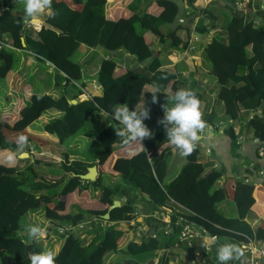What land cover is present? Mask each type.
Here are the masks:
<instances>
[{"label":"trees","instance_id":"obj_1","mask_svg":"<svg viewBox=\"0 0 264 264\" xmlns=\"http://www.w3.org/2000/svg\"><path fill=\"white\" fill-rule=\"evenodd\" d=\"M3 1L7 8L0 17L1 32L11 37L17 49L29 50L36 58L52 63L62 72L65 77L59 79L65 83L64 86L67 85L76 91L74 99H78L84 92L76 86V83L82 80V67L72 59L79 47L83 44L89 47L101 46L109 56L102 61L98 71V79L104 88L102 96L71 103L67 90L59 98L34 94L15 122H12L11 111L0 114V150H10L16 158L19 155L17 140L21 135L27 137L26 152L31 157L33 155L30 142L36 141L34 148L38 150L48 144L47 141L31 136L26 130L51 109L58 110L60 116L47 122L44 131L57 137L62 145L77 135L96 112L112 113L113 109L120 105L127 106L130 110H138L147 85L159 88L157 103L151 102V93L146 95V100L150 114L160 120L164 115L161 105L167 103L168 107L173 106V101L169 98L180 89L181 79L177 72L163 68L160 55H156V51L146 40V33H153L168 50L180 47L184 49L189 45L192 32L207 34L210 28L205 24L206 19L215 21L217 18L213 6L198 13L194 10L197 0H186L187 5L193 7V11L188 15L185 11V17H207L199 18L200 21L193 31L191 27H180L172 31V22L178 8L169 1L154 2L162 9L159 15L150 11L138 13L130 4L132 14L115 21L108 18L110 0H72L75 2L73 5L66 0H52L51 7L56 15L54 18L47 17V25L37 32V39H33L25 35L26 24L21 19L23 14L13 9L7 0ZM215 1L222 3L221 0ZM232 1H227V5ZM77 5L81 8L78 9ZM257 16L262 22L260 26L253 22L250 14L234 11L226 27L227 39L214 37L204 47V53L206 59L211 62L218 81L217 99L224 106L232 139H236L234 128L241 109L260 110L261 113L249 121L248 131L254 139L264 145V14L258 13ZM180 30L187 32L185 40L178 35ZM118 50L134 57L139 67L117 75V62L112 55ZM14 52L7 49L0 52V79L6 78L13 70ZM82 83L84 86L85 83ZM170 86L173 95L166 93ZM191 90L199 100L202 98L201 92ZM117 127H120L119 123L110 120L106 127L91 133V142L84 152L86 160L71 161L67 156L57 165L56 158L50 157L49 160L45 155H40L32 158L33 162L24 170H21L19 158L15 165L0 164V258L9 255L13 258L10 264H31L28 259L30 252H44L43 245L36 239L30 241L6 234L9 231L22 230V218L40 207L45 210V215L41 218L55 223L62 231L64 243L54 256L55 264H106L108 255L120 252L124 255H121L122 261L118 264H136L134 260L144 254H150L147 256L150 257L151 264L159 258V264H170L173 252L163 256L159 254L177 242L182 228L175 226L179 219L181 223L192 222L203 226L210 233L218 235L219 240L227 237L246 240L244 236H248L264 242V223L255 231L247 220L256 204L254 182L237 178L229 185L216 186L222 172L217 168H213L209 173L206 171L212 162H203L205 158L201 157L202 148L199 141L193 153L186 157L187 162L178 176L170 182H165L174 147L166 141L164 128L156 131L153 137L143 140V147L140 146L133 153L131 151L128 156H117L111 166L112 174L121 177L124 183L107 184L103 173L109 171L115 150L140 145L137 142L123 146L115 134L114 129ZM28 159L31 158L23 160ZM42 164L45 168L38 170L37 175V166ZM93 166H97L101 171L97 180L81 179L80 176L86 174ZM48 168L51 169V175H61L53 174V171L59 168L63 173L57 179H47L44 173ZM262 185L264 187V180ZM91 188L99 191L97 200L105 208L70 209L64 198L77 190L81 193L90 192ZM124 198L126 201H122ZM115 200H121L122 205L110 211V219L107 221L104 215L109 212ZM228 200H232L236 206L237 215L234 218L227 217L218 207ZM171 202L184 206L193 215L172 213L173 231L170 236L164 235L162 225L158 238L148 234L142 235L138 241L132 240L123 248L119 246V241L124 235L123 230L118 228L120 222L134 221L135 225H141L138 218L144 216L149 230L157 231L160 229V223L152 226L155 222L152 215L158 211L167 212ZM100 222H104L103 226ZM84 223L93 227V231L98 225L95 237L87 244L81 235L72 230ZM228 264H233V261Z\"/></svg>","mask_w":264,"mask_h":264},{"label":"crops","instance_id":"obj_2","mask_svg":"<svg viewBox=\"0 0 264 264\" xmlns=\"http://www.w3.org/2000/svg\"><path fill=\"white\" fill-rule=\"evenodd\" d=\"M11 1L13 2L12 4L10 3ZM15 1L19 0H7V2L10 3L13 9L16 10V5H14ZM66 1L70 2L71 5L75 4V2H73L72 0ZM206 1L207 0H197L194 5V10L199 13V11H203L210 4H216V2H218L213 0L212 2L208 3ZM221 1L223 2L224 0ZM154 2V0H110L108 6V18L117 21L120 18L129 17L132 14L129 9L130 4L132 8L138 13L150 11L154 14L159 15L162 9L158 7V5H156V3ZM77 7L78 9L81 8L79 5H77ZM18 12L24 15V9H20ZM249 13L252 17H257L259 20H261L257 16V14L263 12H261V9L259 8V5L257 3L256 9L250 10ZM48 16L49 15L47 14V12H45V14L40 16L37 21L41 22L43 26L47 25L46 19ZM195 18L198 21L200 16L198 17V19L197 17ZM193 30L194 29H192V31ZM193 34L195 33H191L190 40L193 37ZM25 35H29V37H32L33 39H37L38 37L37 32L34 31L32 28L27 27L26 25ZM178 35L185 40V38L187 37V32L185 30H180L178 32ZM146 40L148 43H150L154 51H156V55H160L163 68L178 73L184 89L191 90L199 87L200 80L202 79L203 85L208 82V77L204 76V72L208 71L209 74L211 72L210 69H207V65L206 69H203V66H205L203 62V57L205 55L203 46L198 47L196 43H193L195 46V49L193 50H190V44L184 49L180 47L168 50L167 46L161 44L159 42V39L151 32L146 33ZM23 43L24 46H26L25 37H23ZM15 52L18 55V63L16 65L14 64L13 70L8 74V76L10 74L11 76L7 82V89H5V87L0 86V114L5 111H11L12 122H15L17 119H19L20 111L23 109V107H25L26 104L29 103V100L34 94H46L55 98H59L61 97V95L64 94V91L67 90L69 92L71 103L72 101H76L77 103L79 100H87L90 96L93 97L103 95L100 89L96 87L93 83L94 81L99 80L98 71L102 61L104 59L109 58L105 48L101 46L89 47L83 44L74 54L78 56V61L75 62L81 65L83 73L82 80L79 83H76L77 87L84 90L83 94H80L78 96V99H74V96L76 95V91L74 89L68 87L67 85L64 86L65 83L62 81V79L59 78L65 77V75L60 72L52 63L48 61L39 60L34 54H32L27 49H17ZM112 58L115 59L117 62V75H121L124 72H127L129 69L139 67L138 61L123 50L115 51L112 55ZM82 82L85 83L84 86ZM210 82L214 84V88L210 87L207 83L205 91H198L203 94L202 98L200 99V110L202 112V119L207 124L205 131L201 134L200 140H202L206 147H210L212 151L210 155H207L205 148H202L201 157L203 156L205 158L203 159V162H212V165H209L206 170L208 173L212 171L213 168H217L222 172V176L216 186L220 187L223 185H229L230 183L234 182V180L237 178L248 179L254 182L256 187L254 192L256 204L254 205L253 211L251 215L247 218V220L252 224L255 230V227L258 225V222L264 217V187L262 185V182L264 180V145L259 141H256L257 139L253 138L252 133L248 131V124L254 116L260 113H258L257 110L248 111L241 109L238 123L235 122L234 134L236 139H232L228 126L229 120H226V115L224 114V106L222 102L217 99V95L219 92V86L217 85L218 81L217 79H214V81ZM154 90H156V87L154 85L145 86L144 94L140 100L138 110L142 109L145 106L147 107L146 95ZM172 92L173 91L170 86L166 90V93L173 95L171 94ZM47 112L48 116L50 117L60 116L59 111L52 112L49 110ZM47 119L48 118H45V121L42 123L36 121L30 127L27 128V133H29L35 138H40L43 141H47L48 144L41 148L42 150H38L34 148V146L36 145V141L30 142L29 145L31 146V153L33 157H31L29 153L26 152V148L24 149V153H28V156L22 158L18 155L17 157L21 160L19 162V165L21 164V170H24V167H28L26 166L27 163L23 159H34V157L40 155H45L48 159L50 157L56 158L57 161H61L62 159L64 160V157L67 156H69V159L71 161H74L76 159L86 160L84 151L86 150L87 145L91 142V133L93 131L103 129L108 125L110 120H114L112 119L111 113L96 112L92 115L88 122L90 126L86 127L87 124L84 126L86 130L83 131V128L77 135L72 137L74 138L72 141H70V139H72L70 138L64 145H62L59 144V139L57 137L49 135L44 131V125L47 123ZM158 120L159 119L153 114H150L149 119L144 120V123L151 130L152 137L155 135L156 131L161 128H164L163 125L157 123ZM141 143L143 144V141ZM140 146L141 145L130 149L118 148L115 150V156L113 157L109 166L110 172L107 171L106 173H103V177L106 179L107 182H120L117 181V178L119 176L112 174L111 166L114 159L117 156L121 155L128 156L131 151L133 153L137 150V148H140ZM78 149L83 150L79 151ZM7 154L15 156L14 153L11 152H7ZM2 158H4L3 154L0 153V160ZM17 158H15V162L18 163ZM186 162V157L180 156L179 150L174 149L169 162V171L165 182H170L174 178H176L183 166L186 164ZM41 168H45V165H38L37 175L38 170H40ZM98 173L100 174L101 171L98 170ZM44 174V177H46L47 179H57L62 175H51L50 168H48ZM98 196L99 191H95L91 188L90 192L83 191L81 193L77 190L76 192L65 197L64 199L67 200V205L70 206V209L75 208V210H78L80 207L84 209L91 208L96 210H102L105 208V206L97 200ZM124 200L126 199L124 198ZM173 203L174 202H171L168 207H172L171 205ZM225 203L226 204L221 207V211L229 218L236 217L237 210L233 201L228 200ZM231 203L233 204V206L231 205ZM234 206L235 209L233 208ZM180 210L184 213L186 212L183 209ZM34 214V211H32L27 213L25 216L29 215L33 218ZM154 220L155 222L152 226L155 227V224L160 222L157 221L155 218ZM143 221L144 219H138V222ZM49 222L50 221L46 220V228H42L44 235L40 238H42L41 242L44 245L45 252L51 251L54 256L60 251L64 243V239L61 238V241L57 242L56 233L52 232L50 227H47L50 226ZM103 223L104 222H100V225L103 226ZM53 224L56 226V228H58L55 223ZM118 225V228L123 230L124 232L123 237L119 241V246L121 248L125 247L127 243L132 240L137 241V233H139V230L136 226H132V223L130 222H120ZM83 226L84 228H80L77 226L73 231H75L78 235H81L82 239H84L85 243L87 244L92 241V239L95 237L98 225L96 226L94 231L93 227H91L89 224L84 223ZM146 228H149V226L146 225ZM59 232L61 234V230H59ZM30 239L32 238L29 237L28 240ZM220 242L222 245L225 243L235 244L236 241L235 239H231V237H227L223 240L220 239ZM217 248L218 247H216L214 252L215 259H217Z\"/></svg>","mask_w":264,"mask_h":264},{"label":"clouds","instance_id":"obj_3","mask_svg":"<svg viewBox=\"0 0 264 264\" xmlns=\"http://www.w3.org/2000/svg\"><path fill=\"white\" fill-rule=\"evenodd\" d=\"M51 5L52 0H24V15L21 18L23 23H35L40 16L45 14V12H47L50 18H54L56 13L52 10ZM196 35L199 36L197 33H195V35L193 34L190 42L194 40ZM150 93L152 94L151 102L157 103V93H159V88L157 87L156 90L151 91ZM88 99L90 98L88 97ZM169 99L173 101V106L168 107L167 103L161 105L164 115L160 120L157 121V123L163 125L165 129L166 141L168 144L173 146L174 149H178L180 156L187 157L193 153L197 142H202V140H200L201 134L207 127L206 122L202 119L200 100L197 98L194 91L184 88L178 89ZM257 112L261 113L260 110ZM111 116L112 119L117 121L120 125V127H117L114 130L116 136L120 139L123 146H130L138 142L141 147H143L141 142L150 138L152 135L151 130L144 123V120L150 118V110L146 106L139 110H130L129 107L121 105L113 109ZM26 147H28L27 137L21 135L17 140V153L19 155H23L24 149ZM15 158V156H10L8 157V161L10 163L14 162ZM171 206L172 207H167V210H171L170 216L172 213H175L172 210L173 204ZM161 213L165 212L158 211L153 214V216L156 219L158 214L160 215ZM140 218L143 220L144 216H141L138 219ZM156 220L161 224L159 219ZM143 222H141V225H135L134 221L130 222L132 223V226H136L139 230V233H137L138 238L143 235L140 231V228L146 227V222ZM76 227L72 228V230H74ZM78 227L84 228L83 224L79 225ZM160 230L161 226L158 231ZM26 231L29 237L32 239H39L44 235L43 230L38 226H30L26 229ZM148 232L152 231L149 230ZM210 243H216L215 238H213ZM217 247V259H215L213 254L212 260H214V262L211 260V264H228L229 261L238 260L242 255L241 250L234 244L225 243L221 245L219 240ZM28 259L30 260L31 264H55V259L51 251L42 253L30 252L28 254Z\"/></svg>","mask_w":264,"mask_h":264},{"label":"built area","instance_id":"obj_4","mask_svg":"<svg viewBox=\"0 0 264 264\" xmlns=\"http://www.w3.org/2000/svg\"><path fill=\"white\" fill-rule=\"evenodd\" d=\"M212 1L213 0H207L206 2L209 3ZM232 3L235 12H243L245 15H247L250 10H255L258 3L261 12H263L264 14V0H233ZM6 8L7 6L4 1L0 0V17L4 13ZM252 19L257 26H260L262 24V22L255 17H252ZM26 26L32 28L36 32H40L43 28V24L37 20L35 23L26 24ZM194 40H199V36L196 35ZM194 40L190 42V50L195 49V46L193 44ZM5 49L10 51L17 50L11 40V37L8 34L2 33L0 30V52ZM89 98H91V96ZM204 145L205 144L203 142H200V146L202 148H205L206 154L210 155L212 153L211 148L205 147ZM246 181L248 182L249 180L246 179ZM177 208L186 211L184 213L180 210L176 211L177 213H188L193 215V213L184 206L178 203H173V210L175 211ZM170 213L171 210H168L165 213H161L159 217L156 218L161 221V226L164 225V235L166 236H170L173 231ZM176 225L182 226L181 232L177 238V242L169 248L162 250L159 255L163 256L165 254H170L171 252H173L170 264H211L213 254L215 252V247H217L219 244L218 235L210 233L206 228H204L203 226H199L196 223H181L180 219L176 222L175 226ZM140 231L143 235L148 234L153 238H158V232H160L158 230L148 232L149 229L146 227H141ZM244 237H246V240H235L236 242L234 245H236L241 250L242 255L238 260H234L233 263L264 264V242H259L255 239L249 238L248 236ZM213 238H215L216 243H210ZM159 260L160 258L155 264H159Z\"/></svg>","mask_w":264,"mask_h":264},{"label":"rangeland","instance_id":"obj_5","mask_svg":"<svg viewBox=\"0 0 264 264\" xmlns=\"http://www.w3.org/2000/svg\"><path fill=\"white\" fill-rule=\"evenodd\" d=\"M227 1H230V0H224L222 3L221 2H216V4L215 3H212V4H210L208 6V7L213 6V8L215 10V16L217 18H216L215 21H213V19H211V18H207L206 19L205 24L210 28V31L207 34L199 35V40H197V41L194 40V43H196V45L198 47H201V46L205 47L214 37H220V38H222L224 40L227 39V29H226V27L229 24L230 20L232 19L233 13L235 11L234 10V7H233V3L231 2V4L227 5V3H229ZM10 3L12 4L13 2L11 1ZM14 3H15L14 5H16V11H19L20 9H24V0L15 1ZM192 9H193V7L188 6V8L186 10L187 11L186 14L188 15V13H192V11H193ZM249 12L247 14H250ZM206 17L207 16H205V15H203V16L200 15V18L201 19H204ZM186 18H189V17H186ZM198 21H200V20L198 19ZM198 21L195 18L194 22L190 25L191 29H194L197 26ZM14 56H15V65H16L18 63V55L16 54V52H14ZM77 58H78V56L77 55H74L72 59L74 61H78ZM203 62L205 64V66H203L204 67L203 69H206V65H207V69H210V72H211L210 74L212 75L211 76L208 73V71H206V72H204V76L205 77H208V82L207 83L209 84V86L214 88V86H213L214 84H212V82H210V81H214V79H217V78L214 75V73H212V71H213L212 64H211V62L208 59H206L205 55L203 57ZM10 76H11V74L9 76H7L6 78L0 79V86L5 87V89H7V82L10 79ZM207 83L205 85H203V79L200 80L199 87L194 88V90H197V91H205L206 90ZM179 87H180V89L183 88L182 82L180 83ZM217 98H218V95H217ZM50 111H52V112H58V110H55V109H51ZM224 114H225V112H224ZM56 117H50V116H48V112H46L38 121H39V123H42V122L45 121V118H48L47 119V122H48V121L53 120ZM88 126H90L89 123L87 124L86 127H88ZM84 130H86V129L84 128L83 131ZM73 139L74 138L70 139V141H72ZM78 150L79 151H82L83 149H78ZM7 152H11V151L10 150H6V149L0 150V153L3 154V157H4V158H2L0 160V164L5 163V165L6 164L15 165V161L14 162H11V163L8 161V157H10L11 155L7 154ZM25 162L27 163L26 166H30L31 165V162H33V161H32V158H31L30 160L28 159ZM55 162H56L57 165H58V163H60V161H55ZM37 168H38V166H37ZM60 171H61L60 168H59V170L58 169H55L53 171V174H62L63 172H60ZM117 181H120V182L124 183V181L121 179V177H118L117 178ZM107 184H110V183L107 182ZM62 187L63 186L61 185L60 188H62ZM123 200L124 199H122V201ZM225 204L226 203H221L220 205H218L219 209L221 210V207L224 206ZM231 205L233 206L232 203H231ZM233 208L235 209V206ZM176 211H180V209L177 208L174 212H176ZM34 213L35 214H34V217L33 218L31 216H29V215L28 216H24L22 218V230H19V231H9V232H6V234L8 236H11V237H23L25 239H29V235H28L26 229L29 228L30 226H38L41 229L42 228H46V226H45L46 225V220H43V219L40 218L41 215H45L44 207L38 208L37 210L34 211ZM157 217H159V214H158ZM49 225H50V228H51L52 232H55L56 235H57V237H56L57 242H60L61 241V238L63 239V237H62L63 235L60 234L59 229L56 228V226L53 223L49 222ZM32 240L33 239H30V241H32ZM36 240H37V242H39V243H41L43 245V243L41 242L42 241V238H39V239H36ZM138 240H139V238H137V241ZM43 247H44V245H43ZM44 252H45V248H44ZM121 255H124V253L123 252H120V253H118L116 255L110 254V255H108L106 257L105 263L106 264H110V263H112V264H118V263H120L122 261ZM144 255L136 258L134 260L135 263L136 264H151L152 262L149 263V260H151V259H150L149 256H147V255H150V254H146V256H144ZM157 260L158 259H155L154 260V263L157 262ZM11 262H13V258L11 256H9V255H6V256L0 258V264H10Z\"/></svg>","mask_w":264,"mask_h":264},{"label":"water","instance_id":"obj_6","mask_svg":"<svg viewBox=\"0 0 264 264\" xmlns=\"http://www.w3.org/2000/svg\"><path fill=\"white\" fill-rule=\"evenodd\" d=\"M154 1H161V0H154ZM164 1L172 2L178 8L176 16L174 17V20L172 22L171 30L172 31H176L180 27H182V28H190V25L194 22L195 19H194V17L186 18L184 16L185 15V11L187 9L186 0H164ZM143 72H145V70ZM93 83L104 94V89L101 86L100 81L96 80ZM72 103H76V101H72ZM236 123H238V120H236ZM24 155L28 156V153H24L23 155H20V157L24 158L23 157ZM98 174H99L98 173V167L97 166H93V167H90L88 169V172L86 174L81 175L80 177H81V179L86 180V181H96L97 178H98ZM121 205H122V203H121L120 200H115L113 205L110 206L109 212L106 215H104V219H106L108 221L110 219V211L120 207ZM263 222H264V217H263L262 220H260L258 222V225L255 227L256 231L259 229V227L262 226Z\"/></svg>","mask_w":264,"mask_h":264},{"label":"bare ground","instance_id":"obj_7","mask_svg":"<svg viewBox=\"0 0 264 264\" xmlns=\"http://www.w3.org/2000/svg\"><path fill=\"white\" fill-rule=\"evenodd\" d=\"M23 157H27V155H24Z\"/></svg>","mask_w":264,"mask_h":264}]
</instances>
